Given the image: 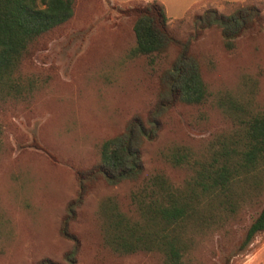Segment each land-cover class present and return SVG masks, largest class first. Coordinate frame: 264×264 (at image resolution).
Masks as SVG:
<instances>
[{"label":"rangeland","instance_id":"obj_1","mask_svg":"<svg viewBox=\"0 0 264 264\" xmlns=\"http://www.w3.org/2000/svg\"><path fill=\"white\" fill-rule=\"evenodd\" d=\"M152 0H73V15L39 37L18 69L36 80L24 98L0 100V264H31L42 257L63 262L71 241L59 233L66 202L76 193L75 170L90 166L101 141L121 131L135 113L144 116L156 100L159 74L176 47L150 64L134 53L133 17L126 9ZM172 33L185 38L193 17L207 8L226 12L253 4L264 16V0H158ZM200 57L209 96L199 105L176 103L163 115L157 137L141 149L143 171L137 181L109 185L97 181L86 193L69 229L79 240L76 264H163L158 252L117 254L103 241L99 203L112 197L134 215L130 192L150 174L163 173L181 185L188 166L163 156L174 145L196 159L209 154L208 143L228 132L231 120L216 105L230 94L264 112V20L226 49L218 28L205 29L192 42ZM264 177V176H263ZM246 185L233 211L216 208L188 233L190 247L182 264H264V231L243 244L248 226L264 207V180Z\"/></svg>","mask_w":264,"mask_h":264},{"label":"trees","instance_id":"obj_2","mask_svg":"<svg viewBox=\"0 0 264 264\" xmlns=\"http://www.w3.org/2000/svg\"><path fill=\"white\" fill-rule=\"evenodd\" d=\"M73 0H0V100L27 97L36 80L23 77L18 69L29 47L42 35L68 21L73 15ZM133 17L134 53L145 55L150 64L166 54L176 53L159 74L156 100L144 116L133 114L123 129L101 141L98 157L85 168L75 170L77 190L66 202L59 233L71 241L62 254L63 262L42 257L31 264H76L79 240L69 229L76 210L94 184L109 185L137 181L143 171L142 146L157 137L163 115L174 104L199 105L208 96L200 57L191 44L205 29H219L221 42L232 49L237 37L264 20L253 4L236 5L226 12L207 8L193 17V31L185 38L171 32L166 8L158 0L126 9ZM216 105L231 120L232 129L215 135L206 158L196 159L189 148L174 145L163 154L174 166H188L191 175L176 185L163 173L150 174L130 192L134 215L122 212L112 197L99 203L104 243L117 254L158 252L163 264H182L190 247L189 231L203 222V216L216 208L234 210L245 203L249 192L264 180V112L222 94ZM2 127L0 125V146ZM264 231V207L248 226L243 244Z\"/></svg>","mask_w":264,"mask_h":264}]
</instances>
